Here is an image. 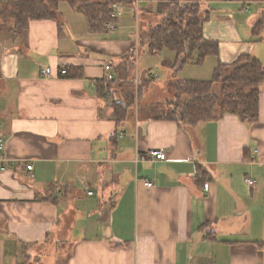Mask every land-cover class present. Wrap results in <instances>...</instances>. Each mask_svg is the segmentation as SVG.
<instances>
[{"label": "crops", "instance_id": "crops-1", "mask_svg": "<svg viewBox=\"0 0 264 264\" xmlns=\"http://www.w3.org/2000/svg\"><path fill=\"white\" fill-rule=\"evenodd\" d=\"M161 1L143 0L136 30L125 15L93 31L66 1L60 28L31 19L12 35L0 18V264L26 253L34 264H264V82L254 122L163 117L176 81L210 79L242 54L264 63V1L197 0L219 54L209 68L188 62L183 77L175 54L148 49ZM115 104L126 108L119 123Z\"/></svg>", "mask_w": 264, "mask_h": 264}, {"label": "trees", "instance_id": "trees-1", "mask_svg": "<svg viewBox=\"0 0 264 264\" xmlns=\"http://www.w3.org/2000/svg\"><path fill=\"white\" fill-rule=\"evenodd\" d=\"M61 1L82 11L93 31H101L103 23L110 19L108 7L112 0H0L1 24L9 21L12 35L22 34L31 19H54L60 28L62 21L58 5ZM157 13L161 15V20L147 29L148 49L155 55L164 49L174 51L175 71L190 61L202 64L207 56H218L217 41L209 40L203 34V25L209 18L210 10L201 2L161 1ZM259 26L260 20L253 28ZM263 82L264 63L255 54H242L229 64L218 61L210 79L176 81L174 96L166 100L167 111L163 117L191 127L200 121L217 119L225 112H232L243 121L254 122L259 117L260 85ZM115 105V119L119 123L121 110L126 108ZM198 169L201 170V166ZM51 199L56 201V198ZM202 227L206 229V237L216 238V230L210 224H203ZM30 258V254L26 253L18 264H34Z\"/></svg>", "mask_w": 264, "mask_h": 264}, {"label": "built area", "instance_id": "built-area-1", "mask_svg": "<svg viewBox=\"0 0 264 264\" xmlns=\"http://www.w3.org/2000/svg\"><path fill=\"white\" fill-rule=\"evenodd\" d=\"M143 0H132L133 4H132V9L135 13L136 16V20L137 22L139 21V11H140V6H141V2ZM109 11H110V19L106 20L103 23V29L106 31H114L117 28V25L119 23L120 18L123 16V14L126 11V4L120 0H112L109 4ZM105 68L109 69L110 65L109 64H105ZM42 73L44 76H49V75H53L52 69L50 67H45L42 69ZM62 76H66L68 74V70L66 68H63L60 70L59 72ZM107 77L109 79L113 78V74L112 72H108ZM0 147H3V142L0 143ZM151 155L154 156L155 158H160V159H165L166 158V153L163 150H151L150 151ZM3 167V166H2ZM28 168H32V164H27ZM248 181L249 184H254L255 180L251 179V178H247L246 179ZM144 184L146 186H150L152 185V181L150 180H145ZM208 184L205 183V186H207ZM90 193L92 191H89Z\"/></svg>", "mask_w": 264, "mask_h": 264}, {"label": "rangeland", "instance_id": "rangeland-1", "mask_svg": "<svg viewBox=\"0 0 264 264\" xmlns=\"http://www.w3.org/2000/svg\"><path fill=\"white\" fill-rule=\"evenodd\" d=\"M165 1H170V0H165ZM171 1H173V0H171ZM177 1V0H176ZM178 1H189V0H178ZM126 5L128 4V3H125ZM132 4H133V2H131L130 3V6H132ZM141 4H143V1L141 2ZM141 10V9H140ZM132 12V14H131V16H130V14L129 13H131ZM134 11L133 10H130L129 9V11L127 12V11H125V13L123 14V16L120 18V20L119 21H121V19L126 15L128 18H130V21H131V23H132V25L134 26L135 24H136V22H137V20H136V17L134 16ZM139 13H140V11H139ZM142 14L141 15H143V11L141 12ZM140 15V16H141ZM142 17V16H141ZM140 17V18H141ZM138 23V22H137ZM134 29L136 30L137 29V27H135L134 26ZM164 50H167L168 52H171V53H173V54H175V52L174 51H172V50H170V49H164ZM156 63H157V61H154V63L152 64L153 65V68L152 69H157L156 68V66L158 65L159 67H161V63H158L157 65H156ZM188 63H186L185 64V66L187 65ZM213 64V55H212V57L211 58H209L208 60H207V63H206V65H203V66H201V65H199V64H196V63H193L191 66H195V67H192V68H202V69H205V68H209L211 65ZM197 66H201V67H197ZM187 68H189V67H187ZM163 69V68H162ZM181 70V69H180ZM180 70H177V71H174L173 73V75H176V76H180V77H183L184 76V72L185 71H180ZM162 71V70H161ZM211 73H212V71L210 72V74H209V72H208V74H206V76H202V77H211ZM155 75V74H154ZM202 75H205V74H202ZM162 77V76H161ZM168 93V99L169 98H172L173 96H174V93H175V86H171L170 88L167 86V88H166V92H165V94H167ZM165 96V95H164ZM141 100V103H143V102H145V98H141L140 99ZM160 104H163V105H165L163 102H160ZM160 109V108H159ZM165 109H167V105L166 106H164V108H163V110H165Z\"/></svg>", "mask_w": 264, "mask_h": 264}]
</instances>
